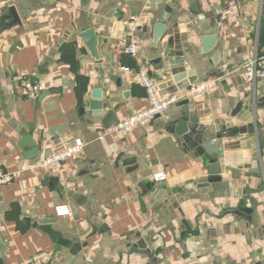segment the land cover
Returning <instances> with one entry per match:
<instances>
[{
    "label": "crops",
    "instance_id": "1",
    "mask_svg": "<svg viewBox=\"0 0 264 264\" xmlns=\"http://www.w3.org/2000/svg\"><path fill=\"white\" fill-rule=\"evenodd\" d=\"M237 2L245 35L223 39V0H0V170L35 164L58 138L86 143L57 175L0 186V264L39 251L50 264L264 262V79L236 71L264 53V0ZM131 15L161 97L216 87L117 135L147 107L123 51ZM20 73L43 85L36 99L17 92ZM191 123L209 152L174 140Z\"/></svg>",
    "mask_w": 264,
    "mask_h": 264
},
{
    "label": "built area",
    "instance_id": "2",
    "mask_svg": "<svg viewBox=\"0 0 264 264\" xmlns=\"http://www.w3.org/2000/svg\"><path fill=\"white\" fill-rule=\"evenodd\" d=\"M237 0H223V4L217 11V19L220 23L232 21V29L223 33V39H234L245 35V28L242 18L238 13ZM124 28L123 51L126 55L137 61L135 79L146 94L147 107L137 113L118 121L111 132L117 135L130 134L134 130L144 127L157 117L163 115L169 108L183 102L194 101L209 94L215 87L214 80H205L189 85L182 90H177L167 96L161 97L158 93V86L150 72L138 61L141 44L139 40V19L136 16H128L122 22ZM125 73H130L128 68H121ZM243 73L247 82L254 83L264 79V53L253 55L244 64L236 69ZM16 89L22 98L34 100L43 90V85L32 80L31 75L20 73L16 76ZM86 143L80 139L66 137L58 138L51 144L50 152L41 160L32 165H22L14 171L0 170V186L8 185L18 181L26 172H42L47 175H57L64 168L65 164L84 153ZM153 183H162L167 180L164 172H159L151 177ZM58 216H68L70 212L65 206L57 207L55 210ZM50 253L39 251L31 257L16 264H48ZM264 264V262L260 263Z\"/></svg>",
    "mask_w": 264,
    "mask_h": 264
},
{
    "label": "water",
    "instance_id": "3",
    "mask_svg": "<svg viewBox=\"0 0 264 264\" xmlns=\"http://www.w3.org/2000/svg\"><path fill=\"white\" fill-rule=\"evenodd\" d=\"M186 125L181 124L179 128L171 131L174 135L173 138L176 143L184 147L186 146L189 150L196 153L202 154L205 152H209L208 144L202 142L201 136L197 131V127H195L194 123H191L190 126ZM48 264H50V262Z\"/></svg>",
    "mask_w": 264,
    "mask_h": 264
}]
</instances>
